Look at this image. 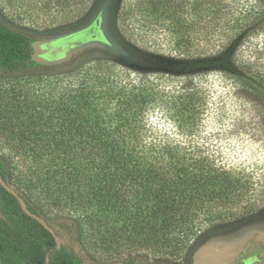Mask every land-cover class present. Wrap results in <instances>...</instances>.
Instances as JSON below:
<instances>
[{"label":"trees","instance_id":"trees-1","mask_svg":"<svg viewBox=\"0 0 264 264\" xmlns=\"http://www.w3.org/2000/svg\"><path fill=\"white\" fill-rule=\"evenodd\" d=\"M24 1L41 5L43 11L68 16L88 9L83 20L58 29L70 31L90 20L105 0ZM158 1L152 0L149 6L153 13L159 12ZM118 2L112 0L110 4V20ZM196 6L202 12L210 10V35L219 36L212 39L215 47L205 57L168 58L133 48L128 55L120 56L98 47L84 54L97 52L144 72L200 75L220 71L249 89L264 105V74L239 59L246 39L264 31V0H207ZM42 39L46 38L11 24L0 11V72L28 74L67 62L37 61L35 43ZM108 67L100 60L86 66L78 84L65 83L66 89L57 97L58 102L54 100L49 113L32 107V101L22 92L12 93L5 105L0 103V137L5 139L0 146V171L8 183L15 177L22 178L23 187L18 188L24 194L18 192L34 213L39 205L33 206L28 198L33 194L31 189H40L51 208L69 216L60 224L65 232L78 236L94 252L112 257L124 247L130 252L151 246L161 251L180 250L199 218H220L218 208L238 204L251 185L247 181L240 184V176L216 165V159L206 150H196L191 144L189 128L195 129L205 111L199 85L171 96L168 112L179 128L163 131L153 127L148 112L164 95L151 83L137 86L109 81ZM60 83L63 85L64 80ZM0 192L16 204L25 221L35 223L49 236L51 248L42 253L37 240L22 235L18 243L0 226V247L19 253L16 264H47L48 255L49 264H85L76 249H57L52 233L27 215L18 199L1 184ZM115 203L123 210H133L125 225L126 243L115 238L112 223L107 220ZM76 214L86 225L84 230H79L73 217ZM239 232L264 235V212L223 226L198 244L206 237L236 236ZM192 258L193 254L189 264ZM134 263L131 260L129 264Z\"/></svg>","mask_w":264,"mask_h":264},{"label":"rangeland","instance_id":"rangeland-1","mask_svg":"<svg viewBox=\"0 0 264 264\" xmlns=\"http://www.w3.org/2000/svg\"><path fill=\"white\" fill-rule=\"evenodd\" d=\"M201 1L207 2V0H160L159 12L153 13L149 8L152 0H119L113 10V20L110 18L108 20L109 30L129 53L133 48L168 58L205 57L215 47L212 45V39H218L219 36L210 35L208 26L210 10L200 11L196 5ZM41 9V5L37 6L24 0H0V11L11 24L26 29L40 38L54 37L67 32L59 30L80 22L88 11L81 8L80 12L78 10L68 16L63 12L53 13V10ZM90 34L91 31H82L77 33L74 39H83ZM116 34L123 41H120ZM62 42L64 40L56 45ZM84 53L80 52L66 63L48 71L37 70L28 74L0 72V103L5 105L12 93L22 92L23 95H28L33 103L32 107L49 113L55 105L54 100L58 102L57 97L66 89L65 83L70 81L78 84L83 79L85 67L100 60L109 66L107 68L110 74L109 81L128 82L137 86L142 83L153 84L164 98L160 100L163 103H157L150 108L148 112L150 122L155 129L177 131L178 124L171 119V112H168L171 96L183 88L199 85L205 111L195 129L189 128L191 144L196 150H206L216 159V165L223 166L232 174L240 176V184L247 181L251 187L246 198L238 204L230 208H218L217 214L221 215L220 218L214 220L205 219L204 216L199 218L194 231L184 245L180 246V250L171 251L165 248L161 251L151 246L130 252L124 247V250L120 248L123 252L112 257L104 252L98 253L88 249L77 238L78 236L67 234L60 224L69 220V216L51 208L41 195L40 189H31L33 194H29V202L33 206L39 205L37 213L46 218L56 230L62 246L76 249L85 264H129L131 260H135L134 264H189L191 254H194L203 237L221 230L223 226L239 224L264 212V105L249 89L233 82L220 71H209L200 75L144 72L97 52L90 55ZM239 54V59L244 65L264 74V31L247 38ZM61 79L64 80L63 85L60 83ZM180 131L184 133L183 130ZM4 142L5 139L0 137V146L4 145ZM21 181L22 178L15 177L9 184L24 194L20 189L23 187ZM36 201L39 204H36ZM132 211L131 208L123 210L115 203L111 213L107 215V220L112 223L115 238L121 242H128L125 236L128 227L125 225ZM73 217H76L80 225L79 230H84L86 225L77 218L79 216L76 214ZM0 226L9 230L13 235L12 239L18 243L21 242L22 235H25L38 241L42 253L51 248L49 236L35 223L25 221L16 204L1 192ZM204 241L210 243L207 242V237ZM223 243L226 244V241ZM231 245L228 243L227 249ZM224 254L225 252L219 249L216 251L207 249L202 253L201 261L212 259L220 264ZM18 257V252L0 247V264H16Z\"/></svg>","mask_w":264,"mask_h":264},{"label":"water","instance_id":"water-1","mask_svg":"<svg viewBox=\"0 0 264 264\" xmlns=\"http://www.w3.org/2000/svg\"><path fill=\"white\" fill-rule=\"evenodd\" d=\"M112 0H105L98 7L95 15L83 23L82 25L67 31L63 34L42 39L35 43V55L34 58L43 63H56V62H66L70 60L74 55L84 52L87 49L91 48H104L113 51L114 53L120 56H126L129 54V50L125 49L111 34L109 30L108 20H109V10ZM98 34H95L93 31L96 29ZM82 31H91V34L88 37L83 39H74L72 45L66 46L65 51L62 56L56 57V52L59 48H54L56 44L69 38H74L77 33ZM51 45L53 50H50ZM0 184L7 189L11 194H13L19 201L23 211L38 220L46 229H48L56 239L57 249L62 246L61 239L57 234L56 230L50 225V223L43 216L34 213L28 206V203L24 197L13 187L11 186L2 176L0 171ZM47 264H49V255L47 257Z\"/></svg>","mask_w":264,"mask_h":264},{"label":"flooded vegetation","instance_id":"flooded-vegetation-1","mask_svg":"<svg viewBox=\"0 0 264 264\" xmlns=\"http://www.w3.org/2000/svg\"><path fill=\"white\" fill-rule=\"evenodd\" d=\"M98 34L97 27L93 31ZM74 38H69L65 42L56 45L54 48H59L56 52V57L63 55L66 46L72 45ZM51 45L50 50L54 49ZM255 229V228H254ZM226 241V244L223 243ZM209 244L204 241L200 244L193 254L192 264H218V262L211 260L201 261V255L207 249L221 250L225 252L224 259L220 264H264V235L249 234L236 236H210L208 237ZM206 243V244H205ZM223 243V244H222ZM228 243L232 245L227 249Z\"/></svg>","mask_w":264,"mask_h":264}]
</instances>
